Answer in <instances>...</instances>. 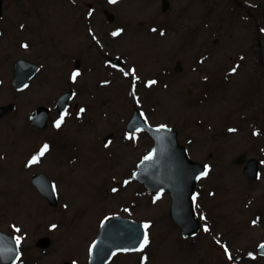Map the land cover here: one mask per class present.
I'll list each match as a JSON object with an SVG mask.
<instances>
[{
	"label": "rangeland",
	"instance_id": "rangeland-1",
	"mask_svg": "<svg viewBox=\"0 0 264 264\" xmlns=\"http://www.w3.org/2000/svg\"><path fill=\"white\" fill-rule=\"evenodd\" d=\"M162 1L123 0L109 9L104 0H6L12 5L5 22L8 33L0 45L3 56L18 52L23 37L17 31L19 19L42 7L48 18L47 30L41 35L28 28L37 49L50 54L51 96L65 86L71 61L79 58L87 69L86 90L95 97L85 125L97 114L101 137L114 132L119 126L116 120H126L134 108L133 100L142 99L151 124L177 130L191 158L209 168L196 194L202 229L185 241L169 216L170 198H147L131 180L133 168L145 155L119 141L112 147L115 154L110 153L83 131L87 128L69 123V131L78 140L83 138L88 149H82L84 157L75 168L60 169L58 161L63 155L53 157L49 176L62 200L60 210L48 209L36 188L23 181L17 158L15 169L7 171L0 182V206L21 228L24 242L45 236L43 225L52 219V255L42 264H63L70 254L85 260L98 220L125 206L134 219L148 220L151 246L143 255L149 254L147 264H264V259L254 254L264 242V44L259 46L255 38L257 19L251 14L255 8L259 15L260 9L252 6L257 0H169L167 12H163ZM258 1L264 6V0ZM69 3H81L82 8ZM91 8L95 11L89 16ZM107 8L121 14L111 24L104 14ZM34 19L38 28L41 20ZM122 23L127 34L114 48L106 34L112 40L111 29L122 27ZM115 53L130 55L133 65H138L139 70L126 72L136 71L137 81L110 74L114 70L105 64ZM178 62L183 68L180 73L175 71ZM147 78L155 83L147 85ZM108 82L111 84L102 86ZM7 90L6 102L10 101ZM35 97L26 96L23 107L29 108L37 101ZM107 101L109 106L98 108L99 102ZM103 112L114 118L106 121ZM25 137L20 135L19 145ZM34 146L29 144L25 151ZM242 154L261 162L258 182L248 180L243 166L233 163ZM219 242H227L231 249L223 251ZM139 257L142 254L122 257L116 264H137Z\"/></svg>",
	"mask_w": 264,
	"mask_h": 264
},
{
	"label": "flooded vegetation",
	"instance_id": "flooded-vegetation-1",
	"mask_svg": "<svg viewBox=\"0 0 264 264\" xmlns=\"http://www.w3.org/2000/svg\"><path fill=\"white\" fill-rule=\"evenodd\" d=\"M30 1L33 3L37 2V0ZM122 1L123 0H116V2L113 3L111 0H104L105 5H108L109 9L115 8L119 5V2ZM168 3L170 4L169 0ZM69 4L74 8H82L81 3ZM9 5L11 6L12 4L7 3L6 0H0V45H2L5 41L8 33L5 22L9 11ZM252 6L260 9L258 16L255 8L251 11L252 16L257 19V22L254 23L255 28H253V31H255V38L259 42L260 46L261 44H264V6L259 3L258 0L254 2V5L252 4ZM108 8L104 10V14L107 17V21L111 24L116 21L121 14H119V12H111ZM43 10L44 9L42 7L29 10L25 13V17H21V19H19L17 31L23 34V37L18 42L17 53L11 55L10 57H4L3 51L0 50V107H10L7 113L0 117V182L6 177L7 171L9 173L13 170L14 158H17L19 161L18 169L23 174V181L25 180L24 182H27L31 186H43L47 185V181H53L49 176V173L54 156H57V159L58 155H63L64 157L59 161L55 158L56 162L58 161L61 166L60 169L77 167L84 157L82 149L84 148V151H86L88 148L85 147V141L83 138L78 140L72 135L73 132L68 129L69 123H73L77 127H83V129L87 128L83 131H87V133L93 136V138L95 137L99 147L110 153L115 154L112 147L119 141L122 145L131 147L132 150L141 155H148L151 152L153 145L149 134L142 130H135V132L130 133L127 128L128 123L136 110H140V112L142 111L145 120L148 121L149 117L147 116V111L145 109L138 108V106L142 107L144 105L142 99L138 101L133 100L134 108L129 111L126 120L123 121L121 118L120 121L116 120V125L119 126L116 130H114V132H109L105 136L101 137L98 133L99 116L97 114L96 116L91 117V119L89 118L87 125H85V117H88L89 107L95 106L93 103L95 97L93 96V93L91 94V90L89 88L86 90L85 70L87 69L79 58H75L71 61L72 66L65 80V86L61 88L59 94L54 95L53 97L51 96L53 93L52 85L54 82L51 72L48 70L50 54L41 52L37 49V46L35 45L36 43L34 42L35 36L30 33V28H28L29 26L32 28L31 31H39L41 35L44 34L48 28V18L44 15ZM94 11L95 9L91 8L89 16H92ZM29 15L33 18L28 17ZM36 17L41 20L40 23H38V28L36 23H34V18ZM82 17L84 21V11L82 12ZM122 28H124L123 23L122 27L111 29L114 33L117 30L118 33V35H112V40L111 38L109 39L108 34H106L109 43H112L114 48L117 47L119 40L127 34V30ZM109 36H111V34H109ZM123 39L125 40V38ZM38 42L39 46L43 45V40ZM131 60L130 55L126 53H115L114 55L109 56L107 64L105 65L110 70H114V72H110V74H121L119 76H122L127 80L133 79L137 81L136 79H138L139 74L136 71L134 73L130 72L129 75L126 73L130 70H139L138 65H133ZM178 64H180L179 69L183 70L182 64L180 62H178ZM88 70H91L92 72V70H96V68H90ZM75 72H78L79 75H77L75 80H73L72 75ZM151 81V79L147 78V85H149ZM110 84L111 82L103 83L102 86ZM139 86H141V84ZM6 87L8 89V93L10 94V101L8 102L5 101L6 93L4 90ZM30 95L38 97L37 101L33 102L29 108L23 107L22 100H24L26 96ZM65 96L69 98V101L65 112L61 113L58 109V103L63 102V98ZM108 103L109 101L99 102L98 108L103 109L106 106H109ZM94 108L97 111L99 110L96 107ZM60 109L62 110L61 107ZM81 109L84 111L81 112ZM62 116L63 122L60 127L57 128L55 126L56 121L60 120ZM102 116L105 120L106 118L109 119V121L114 118H112L111 114H108V112H103ZM32 118L33 123H31ZM7 127L9 128V134L4 135L3 131H6ZM132 128H139V126L136 124ZM260 134L258 136H260ZM20 135H27V137H25L19 145ZM29 144H35V146L25 151ZM8 145L10 148H13V152L10 151ZM44 145L48 146V150L41 156L40 151ZM14 153H17V157L16 155L14 157ZM33 158H36L35 163H31ZM38 194L41 196L42 203L44 204L45 202L48 209H61L60 202H62V200L59 196L58 204L54 208L46 198H44L39 192ZM128 212L129 211L120 210V212H114L109 216L101 217L97 223L95 236L87 245L85 260L83 258L81 259L79 255L70 254L69 257L63 258V264L67 262L72 264H90L92 246L98 238L103 222L109 217L120 216L130 220H135L136 222L147 223L148 220L134 219L133 215H128ZM80 217L81 220L84 221L85 216L81 215ZM9 218L10 212L3 206H0V233L10 235L15 241L14 244L8 239L0 237V264H42L47 257L52 255L51 248L53 245V239L50 237L53 229L52 224L50 223L52 219L50 222L48 220V222L43 225V230L46 232L45 236L38 238L34 242H24L25 239H22L21 237V228L15 224L14 218H12L13 222H11ZM3 223H8V226H3ZM120 226V228H125L124 224H120ZM59 229L60 228H58L56 232H58ZM125 230L127 233L128 228H125ZM45 238L51 239L50 247H46L44 243H40V241ZM17 239H19V244H17ZM146 249L147 246L137 253H116L109 263L106 264H116L118 261L117 259L119 258H131L135 255L139 256L141 254L142 257L137 259V264H147V261L149 260L148 252L146 253V258H143Z\"/></svg>",
	"mask_w": 264,
	"mask_h": 264
},
{
	"label": "water",
	"instance_id": "water-1",
	"mask_svg": "<svg viewBox=\"0 0 264 264\" xmlns=\"http://www.w3.org/2000/svg\"><path fill=\"white\" fill-rule=\"evenodd\" d=\"M167 7L168 2L164 0L163 9L166 10ZM136 119L137 116L131 123H134ZM144 127L153 136L155 147L153 153L140 163L135 178L156 194L168 192L173 200L172 218L182 227L184 235H193L200 227L193 211V197L198 181L204 175L206 168L191 161L186 149L179 144L176 131L168 128L153 129L146 124ZM245 160L246 155H241L234 160V164L242 165ZM244 172L248 178L255 180L258 174L257 161L249 160ZM41 190L50 202L55 201L52 189L50 190L46 186V189L41 188ZM114 223L115 219H110L104 225L94 248L91 264L107 263L120 249H126L125 240L122 238L114 239L115 229L119 230V225ZM128 223L131 224V227L127 230L128 236L123 238L128 237L127 244L129 246L132 244L133 249L140 248L145 231L141 225L131 221ZM4 237L7 238V236ZM262 250L264 252V248Z\"/></svg>",
	"mask_w": 264,
	"mask_h": 264
},
{
	"label": "snow or ice",
	"instance_id": "snow-or-ice-1",
	"mask_svg": "<svg viewBox=\"0 0 264 264\" xmlns=\"http://www.w3.org/2000/svg\"><path fill=\"white\" fill-rule=\"evenodd\" d=\"M111 2L115 3L116 0H111ZM113 35H118V33H113ZM26 47V45H25ZM233 71H235V69H233ZM79 75L78 72H75L73 73L72 75V79L75 80L76 76ZM151 83H155V81H152ZM84 110L81 109V112H83ZM63 122V116L60 118V120L56 121V124L55 126L57 128L60 127L61 123ZM137 131H139V129H137ZM131 138V137H129ZM48 150V146L47 145H44L43 148L41 149L40 151V155H44V153ZM36 162V158H33V160L31 161V163H35ZM204 175H207V170L203 173ZM115 190V189H114ZM144 228L147 229L148 228V225L145 224L144 225ZM205 231H207V229H205ZM149 240H148V235H147V232H145L144 234V239H143V243L141 244L140 248L143 249L147 244H148ZM17 244H19V239H17ZM261 247H264V245H262Z\"/></svg>",
	"mask_w": 264,
	"mask_h": 264
},
{
	"label": "bare ground",
	"instance_id": "bare-ground-1",
	"mask_svg": "<svg viewBox=\"0 0 264 264\" xmlns=\"http://www.w3.org/2000/svg\"><path fill=\"white\" fill-rule=\"evenodd\" d=\"M125 1H126V0H125ZM125 1H124V2H125Z\"/></svg>",
	"mask_w": 264,
	"mask_h": 264
}]
</instances>
